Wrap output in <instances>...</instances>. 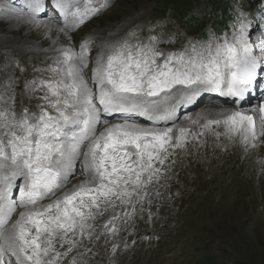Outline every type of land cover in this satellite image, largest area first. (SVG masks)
<instances>
[{
  "label": "snow or ice",
  "instance_id": "1",
  "mask_svg": "<svg viewBox=\"0 0 264 264\" xmlns=\"http://www.w3.org/2000/svg\"><path fill=\"white\" fill-rule=\"evenodd\" d=\"M110 4L52 0L59 20L47 21L40 19L46 0H29L22 12L14 4L4 7L17 15L26 12L25 23L49 32L53 22L62 23L57 31L67 35ZM251 26L240 12L231 33L185 38L174 50L160 45H174L175 35L149 28L144 36L140 25L87 35L78 49H53V63L43 69L50 75L26 84L29 91L42 92L35 112H15L8 77L0 108V264H89L92 249L84 237L91 242L104 234L107 242V234L115 237L121 230L115 223L119 219L124 227H134L135 217L147 212L151 221L149 186L167 179L170 158L190 141L207 145L202 137L211 135L214 148L231 145L244 152L264 141V102L254 110L225 108L187 117L198 131L175 125L177 107L196 103L205 92L233 97L232 103L241 105L255 89L258 75L264 74V36L258 43L251 40ZM94 47L98 51L92 57ZM90 64L89 78L85 69ZM117 115L119 122L105 118ZM170 121L172 126H158ZM80 172L85 179L43 204ZM116 201L123 212L106 221L105 233L94 235L88 221L103 214L102 204L103 211L115 209ZM123 247H129L127 242ZM119 248L111 244L110 264Z\"/></svg>",
  "mask_w": 264,
  "mask_h": 264
},
{
  "label": "rangeland",
  "instance_id": "2",
  "mask_svg": "<svg viewBox=\"0 0 264 264\" xmlns=\"http://www.w3.org/2000/svg\"><path fill=\"white\" fill-rule=\"evenodd\" d=\"M102 2L93 0L97 6ZM158 2L161 0H115L114 3L111 0L109 7L78 29L67 35L57 31V40L46 34L44 27L35 28L30 24L17 26L11 22L26 15L17 17L11 11H0V108L3 107L4 84L11 77L12 92L9 94L15 95V112L19 114L24 108L30 112L37 111V105L42 103L39 99L42 92L29 91L25 86L50 75L43 69L53 63L56 55L54 47L74 46L78 49L81 40L95 30L111 29L129 19L135 18L134 22L140 21L146 27L154 12L160 8ZM5 4L9 5L8 0H0V10L4 12ZM32 33L35 36H31ZM261 36L254 35L256 39ZM164 45L167 47L163 49L179 48L177 44ZM93 51L97 52L98 49H92V56ZM14 57L30 68L28 74L19 73L17 66L14 69ZM85 75L90 78L88 72ZM261 102L263 100L254 104L252 109V106L241 108L254 110ZM164 186L166 193L173 196L183 186V189L192 186L194 191L189 198H182L180 211L185 212L177 217L172 228L165 229L170 238L160 246L148 247L149 241L145 235L128 233V236H135L142 247L136 250L132 247V254L133 251L135 253L127 256V264H206L208 260L212 264H264V141L254 150L244 152L231 145L227 150L214 148L212 140L209 147L195 148L183 154L178 173ZM151 197L154 198L155 194L152 193ZM101 233L104 232L100 228ZM104 240L105 235L102 234L99 240L84 244L98 250L102 248ZM113 242L120 245L114 257L115 264H121L128 251L117 239H109L110 245ZM104 255L106 259L98 264H108L111 255Z\"/></svg>",
  "mask_w": 264,
  "mask_h": 264
},
{
  "label": "trees",
  "instance_id": "3",
  "mask_svg": "<svg viewBox=\"0 0 264 264\" xmlns=\"http://www.w3.org/2000/svg\"><path fill=\"white\" fill-rule=\"evenodd\" d=\"M241 2L245 5H252L253 0H241ZM165 4L164 9L160 11V15L161 16H165L166 13L169 10H176L177 8L182 9L181 11V15L184 18L186 16V14L188 13L189 7L185 4V0H163V2ZM229 2L227 0H221V1H217V7L214 10V18L216 17V14L218 12H220V19L215 18V22H214V26L220 30L224 27H226L227 25V19L229 17L228 14V9H229ZM208 258H205V260ZM206 264H212V262H210V260H208V262Z\"/></svg>",
  "mask_w": 264,
  "mask_h": 264
},
{
  "label": "bare ground",
  "instance_id": "4",
  "mask_svg": "<svg viewBox=\"0 0 264 264\" xmlns=\"http://www.w3.org/2000/svg\"><path fill=\"white\" fill-rule=\"evenodd\" d=\"M4 8V7H3ZM3 9H1L0 11H1V13H7L6 11L4 12V11H2ZM12 15V14H11ZM26 15H27V13H26ZM1 16V15H0ZM15 16V15H14ZM53 16H56V13L54 12V10L53 9H51L50 8V10H49V13H46V14H40V18H42L43 20H49L50 18H52ZM12 17V16H11ZM16 17V16H15ZM17 17H18V15H17ZM95 17H93L92 18V20L94 19ZM12 19V18H11ZM57 20H59L58 18H56ZM132 19H129V20H127V21H125L123 24H121V23H117L116 24V26L114 25V27L113 28H108L107 30H103V29H99V30H95L94 32H93V34L92 35H96V36H98V35H100V36H106L107 35V33L108 32H110V31H113V30H115L117 27H126L129 23H130V21H131ZM11 22L14 24V25H17V26H25L26 24H28V23H25L24 22V20H23V17H18V18H14L13 20H11ZM92 22H94V21H92ZM91 22V23H92ZM53 24H54V26L52 27V30L49 32L48 31V29L47 28H45L44 30H45V33L46 34H50V37L52 38V39H56L57 40V36H56V32H57V25H56V23L55 22H53ZM31 25V24H30ZM82 30H84V28L82 29ZM82 30H80L81 32H82ZM33 35V33L31 34V36ZM79 35V34H78ZM33 36H35V35H33ZM27 40H29V39H27ZM31 40V39H30ZM42 42H44V41H42ZM45 43V42H44ZM56 43H54V45H55ZM58 47V46H57ZM54 48H56V47H54ZM96 55V54H95ZM16 59H17V57H16ZM263 102H264V99H263ZM226 108V107H225ZM253 107H251V109H252ZM229 109V108H228ZM255 109V108H254ZM207 113H209V112H211V113H215L216 112V107H207V108H205L204 109ZM198 111H200V109H198L197 110V112ZM197 112H195V113H197ZM195 113H193L192 115H195ZM192 115H190V116H192ZM192 117H194V116H192ZM248 155H249V153H248ZM247 156V155H246ZM245 156V157H246ZM243 162V161H242ZM241 162V163H242ZM166 234V233H165ZM167 235V234H166Z\"/></svg>",
  "mask_w": 264,
  "mask_h": 264
}]
</instances>
